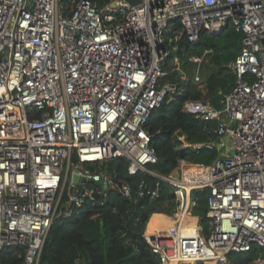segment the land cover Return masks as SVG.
Segmentation results:
<instances>
[{
    "label": "built area",
    "instance_id": "1",
    "mask_svg": "<svg viewBox=\"0 0 264 264\" xmlns=\"http://www.w3.org/2000/svg\"><path fill=\"white\" fill-rule=\"evenodd\" d=\"M228 26L242 36L233 87L219 108L204 98L182 105L213 122L212 134L193 145L176 135L182 147L218 155L211 164L180 160L176 177H159L148 170L156 156L145 125L176 90L162 83L167 47ZM208 53L187 60L200 64ZM172 63L178 69V58ZM114 158L174 190L172 224L154 236L161 245L142 234L160 264H232L230 255L250 252L249 264H264V0H107L101 8L76 0L68 14L58 0H0V252L22 247V264H38L65 187L76 206L105 192L91 182L78 194L71 175L98 180L103 170L90 168ZM104 183L114 188L109 175ZM134 187L118 191L134 201L159 195L157 183ZM205 189L206 222L190 223L193 193Z\"/></svg>",
    "mask_w": 264,
    "mask_h": 264
},
{
    "label": "trees",
    "instance_id": "2",
    "mask_svg": "<svg viewBox=\"0 0 264 264\" xmlns=\"http://www.w3.org/2000/svg\"><path fill=\"white\" fill-rule=\"evenodd\" d=\"M58 1L63 14H68L76 0ZM90 1L98 8L107 3V0ZM241 40V34L228 26L217 36L201 33L196 44H190L183 38L176 45H168L171 53L164 67L167 75L162 83L172 84L176 90L168 93L163 103L152 109L145 125V130L151 137L150 146L156 156V163L148 168L150 172L159 177H168L170 174L175 177L174 170L180 160L203 165L211 164L217 157L216 150H194L192 147H182L181 142L177 141L176 135L181 134L189 144L203 143L215 126L213 122L199 121L184 112L182 105L187 100L198 101L204 98L213 107H220L223 97L233 87L235 76L230 65L240 52ZM204 50L211 54L206 78L200 85L190 78L182 79L178 69L172 67L173 60H182L185 55L201 56ZM106 166L114 187L110 191H105L94 199L85 197L76 206L69 201L67 186L65 187L38 264H160L142 236L152 214L146 222H139V216L149 201L128 200L119 193L118 188L123 184L135 188L140 180L152 186L157 183L159 195L154 200L157 206L155 212L168 216L172 215L176 207L174 190L157 176L140 172L128 174L129 163L122 158L108 160L102 166L92 167L90 170H104ZM93 187L100 191L95 185ZM207 196L206 189L194 192L190 209L192 216L199 217L202 224L206 222ZM160 220L161 217L155 216L149 222L147 233ZM23 255L22 247L5 248L0 252V264H22ZM233 255L236 259L233 264H249L254 256L251 252Z\"/></svg>",
    "mask_w": 264,
    "mask_h": 264
},
{
    "label": "water",
    "instance_id": "3",
    "mask_svg": "<svg viewBox=\"0 0 264 264\" xmlns=\"http://www.w3.org/2000/svg\"><path fill=\"white\" fill-rule=\"evenodd\" d=\"M126 2L129 6H135L142 3L143 0H123ZM113 8L116 7L115 3H112L111 5ZM108 175V166L105 167V169L102 172V175L99 176L98 180H95L92 177L86 178L84 176H79L78 171L75 170L74 173L70 177V183L74 186V188L77 190L78 194H83L85 192V188L83 187L86 183L94 182L98 187L102 188L103 191H110L111 188H109L106 183H104L105 176ZM94 197H97V195H94ZM157 210V206L155 202H149L147 206L143 209L139 216V222L144 223L147 221L148 216L150 214H153Z\"/></svg>",
    "mask_w": 264,
    "mask_h": 264
},
{
    "label": "rangeland",
    "instance_id": "4",
    "mask_svg": "<svg viewBox=\"0 0 264 264\" xmlns=\"http://www.w3.org/2000/svg\"><path fill=\"white\" fill-rule=\"evenodd\" d=\"M210 57H211L210 53L206 54L204 56V58L201 60L200 64H194V63L189 62L187 60V58H188L187 55H185V57L182 58V60H178V62H179L178 71L181 74V78L182 79L190 78V79L193 80V82H195V84H199L200 85L202 83V81L206 78L208 70L210 68V62H209L210 61ZM197 77L199 78V82L195 81V78H197ZM233 126H235V122H230L228 124V127H230V128L233 127ZM72 167H73V165L70 163V167H69L70 173L72 172ZM84 187L87 190H90V188H89L87 183L84 184ZM175 204H176V200H175ZM228 259H230V262L232 264L236 260L234 258V255H230V257Z\"/></svg>",
    "mask_w": 264,
    "mask_h": 264
},
{
    "label": "crops",
    "instance_id": "5",
    "mask_svg": "<svg viewBox=\"0 0 264 264\" xmlns=\"http://www.w3.org/2000/svg\"><path fill=\"white\" fill-rule=\"evenodd\" d=\"M175 171V170H174ZM176 172V175H175V177L177 176V171H175ZM172 176V175H171ZM182 196H183V193H182ZM159 216V217H161V220L159 221V223H158V225L157 224H155L154 225V227L151 229V230H149L148 231V233H147V229H148V227H149V222H151L152 220H153V218L155 217V216ZM164 218H166V219H168V220H166L165 221V219ZM172 224V221H171V219H170V216H168V215H166V214H162V213H157V212H155L154 214H152L151 215V217H150V219H149V221L146 223V225H145V230H144V232H143V235L144 236H146V238H148V240H149V242L151 243V244H159V243H157V239L156 240H154V236L157 234V233H159V232H163V231H165L166 230V228L168 227V226H170ZM161 245V244H160ZM170 245H169V243H165L164 245H163V247H166V248H168Z\"/></svg>",
    "mask_w": 264,
    "mask_h": 264
},
{
    "label": "bare ground",
    "instance_id": "6",
    "mask_svg": "<svg viewBox=\"0 0 264 264\" xmlns=\"http://www.w3.org/2000/svg\"><path fill=\"white\" fill-rule=\"evenodd\" d=\"M183 193V192H182ZM183 197H184V193H183ZM187 202V198H185L184 197V200H183V204H185ZM187 221L188 222H190V223H193L194 221H195V217L194 216H192V215H188V217H187ZM157 243H159L158 241H157ZM159 244H161V243H159ZM162 246H163V244H162ZM170 247V246H169ZM168 247V248H169ZM167 248V249H168ZM183 264H190V263H183Z\"/></svg>",
    "mask_w": 264,
    "mask_h": 264
}]
</instances>
